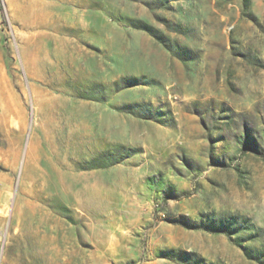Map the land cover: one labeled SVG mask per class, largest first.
Returning a JSON list of instances; mask_svg holds the SVG:
<instances>
[{
    "label": "rangeland",
    "instance_id": "374dc122",
    "mask_svg": "<svg viewBox=\"0 0 264 264\" xmlns=\"http://www.w3.org/2000/svg\"><path fill=\"white\" fill-rule=\"evenodd\" d=\"M0 264H264V0H0Z\"/></svg>",
    "mask_w": 264,
    "mask_h": 264
}]
</instances>
